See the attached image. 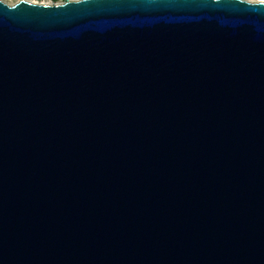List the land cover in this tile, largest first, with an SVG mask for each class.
<instances>
[{
	"label": "water",
	"instance_id": "1",
	"mask_svg": "<svg viewBox=\"0 0 264 264\" xmlns=\"http://www.w3.org/2000/svg\"><path fill=\"white\" fill-rule=\"evenodd\" d=\"M0 264H264V0H0Z\"/></svg>",
	"mask_w": 264,
	"mask_h": 264
},
{
	"label": "rangeland",
	"instance_id": "2",
	"mask_svg": "<svg viewBox=\"0 0 264 264\" xmlns=\"http://www.w3.org/2000/svg\"><path fill=\"white\" fill-rule=\"evenodd\" d=\"M3 2L12 5L14 3H16L18 0H2ZM33 2H37V3H43V4H54L53 2L49 1V0H42V1H35V0H30ZM248 1H255V0H248ZM61 3V2H58Z\"/></svg>",
	"mask_w": 264,
	"mask_h": 264
},
{
	"label": "trees",
	"instance_id": "3",
	"mask_svg": "<svg viewBox=\"0 0 264 264\" xmlns=\"http://www.w3.org/2000/svg\"><path fill=\"white\" fill-rule=\"evenodd\" d=\"M35 1H42V0H35ZM49 1H51V2H53V3L62 2V0H49Z\"/></svg>",
	"mask_w": 264,
	"mask_h": 264
}]
</instances>
